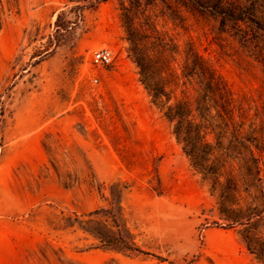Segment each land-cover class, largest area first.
I'll return each mask as SVG.
<instances>
[{
    "label": "rangeland",
    "instance_id": "rangeland-1",
    "mask_svg": "<svg viewBox=\"0 0 264 264\" xmlns=\"http://www.w3.org/2000/svg\"><path fill=\"white\" fill-rule=\"evenodd\" d=\"M230 2L253 10L235 20L213 0H0V264H263L245 240L264 243V215L252 217L264 211V0L217 1L233 13ZM100 48L112 64L94 61ZM195 56L227 84L232 121ZM135 57L188 105L215 174L193 167ZM112 184L150 255L103 250L87 231Z\"/></svg>",
    "mask_w": 264,
    "mask_h": 264
},
{
    "label": "trees",
    "instance_id": "trees-1",
    "mask_svg": "<svg viewBox=\"0 0 264 264\" xmlns=\"http://www.w3.org/2000/svg\"><path fill=\"white\" fill-rule=\"evenodd\" d=\"M104 1V0H103ZM219 0H213L210 8L217 13H224L234 18L235 20H240L241 17H245L250 14L253 10V6H234L232 2L230 5L233 6L235 14L228 11H222L221 6L217 3ZM237 3V1H235ZM60 17L57 18L56 28L57 32L66 31L71 22H64L59 24ZM259 27L264 28V23L259 24ZM52 43V42H51ZM135 61L140 68L141 82L150 94L153 103L158 107L162 115L170 122H175L174 124V134L176 135L178 141L182 144L184 152L190 158L193 167L198 169L205 177L211 175L214 172L209 164V159L207 158V152L204 149V145L201 142L200 127L197 125L192 126L188 118L191 116V110L186 103L177 102L171 104L170 97L165 93V90L161 88L157 83L154 82L153 78L150 76L149 65L145 64L140 58L135 57ZM195 66L199 68L201 73L206 74V89L208 92L217 96V103L220 113L227 117L230 121L234 119L235 106L232 99L230 90L222 77L217 75L210 67L204 65L200 59L195 56ZM258 151H263L261 146H256ZM116 184L111 185V195L112 200L110 207L107 209H97L86 215L88 218L85 223L87 226V231L96 237L103 250H126L131 253L150 255L145 252L133 242V236L128 231L123 216L122 209L120 205L118 189ZM264 215V211L256 210L252 212V217H260ZM101 217H105L110 221V225L104 224L101 221ZM248 218H250L248 216ZM246 245L250 252L256 256L264 264V243H259L258 247L252 246L251 242L245 240Z\"/></svg>",
    "mask_w": 264,
    "mask_h": 264
},
{
    "label": "built area",
    "instance_id": "built-area-1",
    "mask_svg": "<svg viewBox=\"0 0 264 264\" xmlns=\"http://www.w3.org/2000/svg\"><path fill=\"white\" fill-rule=\"evenodd\" d=\"M93 59L97 64L106 66L114 62L115 54L109 48H100L94 52Z\"/></svg>",
    "mask_w": 264,
    "mask_h": 264
}]
</instances>
